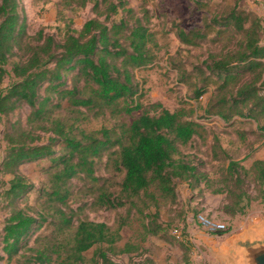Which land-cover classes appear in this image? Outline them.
<instances>
[{"label":"trees","instance_id":"trees-1","mask_svg":"<svg viewBox=\"0 0 264 264\" xmlns=\"http://www.w3.org/2000/svg\"><path fill=\"white\" fill-rule=\"evenodd\" d=\"M67 1L72 10L91 3L95 15L77 29L73 18L60 10L63 27L56 38L44 28L30 37L20 0H0V122L7 120L0 174L11 175L0 192L8 209L0 228V260L85 264L84 253L94 245L106 244L108 250L120 253L142 250L147 235L163 237L159 209L176 203L175 179L190 187L203 183L211 193L225 194L221 211L229 217L245 214L251 201L264 203V159L245 167L213 135L211 155L220 170L213 178L181 151L205 131L192 115L209 79L216 86L205 113L225 122L234 117L251 119L264 131L263 18L242 8L239 0L218 4L215 11L209 8L213 0H196V8L204 12L201 25L186 29L173 22L171 29L182 46L224 42L218 52L208 51L200 66L179 73V82L187 83L186 75L194 71L202 81L188 82L189 99L197 106L169 110L159 102L143 104L144 93L134 77L136 69L155 62L160 48L150 28L149 10L142 6L136 11L127 0ZM17 52L21 57L12 60ZM9 74L12 79L3 87ZM24 106L28 113L22 123L19 111ZM12 115L14 120L9 119ZM104 116L113 120L110 127H84L90 118ZM246 133L237 131L241 138ZM103 158V164L120 175L114 188L97 174ZM39 160H48L49 165L41 168L46 179L35 188L20 168ZM75 180L93 191L91 205L125 209V214L117 215L115 227L81 217L84 204L70 203ZM33 190L37 199L31 204L28 195ZM135 215L140 223L138 242L128 240L118 248L121 228ZM47 226L49 231L42 234ZM173 238L185 254L183 240ZM94 253L100 264H114L105 250Z\"/></svg>","mask_w":264,"mask_h":264},{"label":"rangeland","instance_id":"rangeland-1","mask_svg":"<svg viewBox=\"0 0 264 264\" xmlns=\"http://www.w3.org/2000/svg\"><path fill=\"white\" fill-rule=\"evenodd\" d=\"M129 6L138 11L142 6L146 7L150 14V28L156 32V38L160 48L157 50L155 62L146 68H138L134 71V77L140 83L144 96L141 98L143 104L159 102L162 109L174 110L178 107L192 104L197 106V102L189 99L188 82L199 84L196 71L186 75V82H179V73L184 70L191 72L194 66H200L207 57V52H218L223 40L210 43L206 42L200 47L191 48L182 46L175 37L172 29L173 22L181 27L189 29L201 25L204 12L196 7V0H127ZM233 0H213V5L209 8H218V4L224 5ZM20 0V7L26 20V31L30 37L36 31L44 28L46 33L54 34L56 38L61 37V27L63 23L59 21L62 10L66 16L73 18V27L80 28L85 20L95 15L92 4L88 3L85 7L72 10L70 3L65 0ZM242 8L249 9L264 20V0H239ZM209 8H207L209 10ZM220 9V8H219ZM211 12V11H210ZM211 14V13H210ZM120 14L114 16L119 18ZM104 18V15L99 17ZM60 28V29H59ZM172 28V29H171ZM21 53L17 52L12 60H18ZM9 69L10 67L7 66ZM12 79V75H6L2 86H6ZM207 92L198 99V107L192 118L204 128L202 136L195 137L192 143L181 147L184 154H188L197 169L208 173L210 177H217L219 174V161L214 160L211 155V145L213 135L218 137L219 143L226 148L231 156L240 159L245 167H249L253 160L264 159V131H259L256 122L251 119L234 117L225 122L216 115L204 112V107L215 88L216 83L212 79L205 80ZM161 108L151 112L161 111ZM28 113L27 106L20 111L22 123ZM140 112H135L134 115ZM16 116H10L14 120ZM130 119V118H129ZM6 119L0 122V162L4 155L7 142L3 139V130ZM113 120L108 116L90 118L84 123L87 129H99L101 126L110 127ZM247 132L245 137L238 136L237 131ZM102 163L97 165V174L106 178V184L114 188L115 182L120 179V175L112 172L109 166ZM49 165L48 160L21 165L20 172L25 175L35 188L45 181L46 175L41 172V168ZM11 178L10 174H0V192L7 186V181ZM250 181V178H248ZM253 188V182H249ZM72 196L70 203L77 207L83 203L80 210L81 217H87L95 222L106 223L110 227H115L117 215L125 214L124 208L109 210L97 208L91 205L93 191L89 190L82 181L75 180L72 186ZM176 203L162 204L158 221L163 223V237L147 235L141 243L142 250L130 253H120L117 250L110 251L106 244L94 245L87 250L84 255L87 261L85 264H100V258L95 256L97 249L106 251L108 259L114 264H225V261L234 256V238L243 232L249 222H256L264 216V203L257 200L251 201L245 214L229 217L222 213L221 207L225 203V194H213L203 183H198L190 187L186 181L175 179ZM254 190L251 189V192ZM37 199V191L33 190L28 195V202L33 204ZM5 199L0 195V228L8 209L4 208ZM201 217L224 223L226 228L222 233L207 229L202 224ZM138 216L132 217V221L121 228V239L118 248L124 242L139 240L140 223ZM180 228L183 232L182 244L187 251L183 252L178 245V241L173 238L172 228ZM50 229L49 226L42 230L45 234ZM230 241V242H229ZM229 242V243H228ZM117 249V248H116ZM1 254V253H0ZM17 261V260H16ZM15 259L7 262L0 260V264H22ZM20 261H23L20 258Z\"/></svg>","mask_w":264,"mask_h":264},{"label":"water","instance_id":"water-1","mask_svg":"<svg viewBox=\"0 0 264 264\" xmlns=\"http://www.w3.org/2000/svg\"><path fill=\"white\" fill-rule=\"evenodd\" d=\"M233 245L234 256L225 264H264V230L249 225L235 236Z\"/></svg>","mask_w":264,"mask_h":264},{"label":"built area","instance_id":"built-area-1","mask_svg":"<svg viewBox=\"0 0 264 264\" xmlns=\"http://www.w3.org/2000/svg\"><path fill=\"white\" fill-rule=\"evenodd\" d=\"M198 216L201 217V214H199ZM201 219H202V224L207 229L214 230V232L218 230H225L226 228L225 224L219 221L209 220L203 217H201ZM171 232L176 238L183 240V234L179 228H173Z\"/></svg>","mask_w":264,"mask_h":264},{"label":"crops","instance_id":"crops-1","mask_svg":"<svg viewBox=\"0 0 264 264\" xmlns=\"http://www.w3.org/2000/svg\"><path fill=\"white\" fill-rule=\"evenodd\" d=\"M249 225H252L257 229L264 230V216H262V218L256 222H249L246 228H244L243 230H247Z\"/></svg>","mask_w":264,"mask_h":264}]
</instances>
